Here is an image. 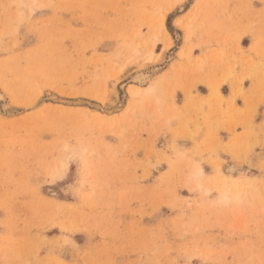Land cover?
<instances>
[{
    "label": "rangeland",
    "instance_id": "1",
    "mask_svg": "<svg viewBox=\"0 0 264 264\" xmlns=\"http://www.w3.org/2000/svg\"><path fill=\"white\" fill-rule=\"evenodd\" d=\"M0 91V264H264V0H0Z\"/></svg>",
    "mask_w": 264,
    "mask_h": 264
},
{
    "label": "bare ground",
    "instance_id": "2",
    "mask_svg": "<svg viewBox=\"0 0 264 264\" xmlns=\"http://www.w3.org/2000/svg\"><path fill=\"white\" fill-rule=\"evenodd\" d=\"M33 1H34V0H32V2H33ZM175 1H176V0H175ZM179 1H180V0H179ZM191 14H192V13H191ZM190 16H191V15H188V12H187L186 14L182 15V17L179 18L178 20H179V22L182 21L183 18L188 20V18H190ZM178 20H177V21H178ZM174 23H177V22L174 21ZM179 24H180V23H179ZM185 24H186V23L183 24L182 28H183L184 31H185L184 38H185L186 40H188V38H189V33H188V32H189V28H188V24H186V25H185ZM158 26H159V30L162 29V31H163V33H164L163 35H165V36L167 37V36H168V31H167V29H166L165 23H164V22H160V23L158 24ZM157 28H158V27H157ZM156 31H157V30H156ZM152 32H153V31H152ZM157 32H158V31H157ZM152 34H153V33H152ZM165 36H164V37H165ZM151 37H152V35H151ZM151 37H150V38H151ZM153 37L156 38L154 34H153ZM147 39H148V38H147ZM149 41H150L151 43H154V42H155V41H154V42L151 41L150 39H149ZM170 43H171V42L168 40L167 46L170 45ZM154 44H155V43H154ZM167 46H166V47H167ZM181 49H182V48H181ZM187 53H189V52H187ZM206 54H207V53H206ZM220 54H221V53H220ZM185 55H188V54L185 53L184 56H185ZM210 55H211V54H210ZM152 56H153V53H152V49H151V50H150V57H149L148 60H151V59H152ZM161 56H162L161 53H157V56H156V58H155L156 61H158L159 59L162 60V57H161ZM180 56H183V55L180 54ZM207 56H208V55H207ZM211 57H212V55H211ZM208 58H209V57H208ZM217 58H218V56H217ZM160 60H159V61H160ZM198 60H200V59H198ZM178 61H179V60H178ZM200 61H201V60H200ZM204 61H205V60H204ZM201 62H202V61H201ZM179 63H180V62H179ZM173 66L177 69L178 66H179V64H177V63H175V62H171V63L168 65V68H167V74H165L166 76H165L163 79H161V77H159L161 80H160L159 78L155 77L156 79L154 78V80H153L152 82H150V85H149L146 89H144V88H142V87H138L139 85H138V86H136V85H135V86H133V85L130 86V85H129V89H130V91L132 92V95H133V94H137V93H139V92H143V89L146 90V91H152V90L156 89L157 86H158V88H159V87H160V84L163 83L164 79L167 78V77L169 78V77L171 76V74H172V70H173V69H171V68H172ZM154 68H155V67H154ZM154 68H153V69H154ZM175 68H174V69H175ZM156 69H157V68H156ZM150 70H151V69H150ZM177 70H178V69H177ZM152 71H153V70H152ZM144 72H145V71H144ZM149 73H150V72H148V73H140V72H139V74L136 73L135 75H133V76H134V77H133V81H134V82H137V83H138V82L143 83V82H145L146 80H148L147 78L150 76ZM160 75H161V74H160ZM162 77H163V75H162ZM131 78H132V77H131ZM145 83H146V82H145ZM128 92H129V91H128ZM115 94H116V93H115ZM3 98H4V95H3V94L1 93V91H0V101H1ZM38 98H39V97H38ZM36 100H38V99H36ZM40 101L43 102V100H41V99H40ZM37 103H38V102H37ZM40 104H41V103H40ZM119 105H121V103H119ZM32 106H33V105H32ZM36 106H37V105H36ZM126 109H127V107H126ZM127 110H128V109H127ZM100 116H101V115H100ZM196 171H197L198 174H202V173H203V171H202V169H201L200 166L197 167V170H196Z\"/></svg>",
    "mask_w": 264,
    "mask_h": 264
},
{
    "label": "crops",
    "instance_id": "3",
    "mask_svg": "<svg viewBox=\"0 0 264 264\" xmlns=\"http://www.w3.org/2000/svg\"><path fill=\"white\" fill-rule=\"evenodd\" d=\"M187 13V12H186ZM185 13L183 12L182 15ZM184 83V81H183ZM186 84H189V81H187ZM194 90L191 91V95L189 97L185 96V102H181L180 105L177 104L178 108L185 109L186 107H193V105H200V106H205L209 105L210 101V95L207 93H199V92H193ZM177 93V91H176ZM226 101V104L233 106L234 103H237V100L239 99L238 97H232V95L229 93L228 95H223ZM187 98V99H186Z\"/></svg>",
    "mask_w": 264,
    "mask_h": 264
}]
</instances>
